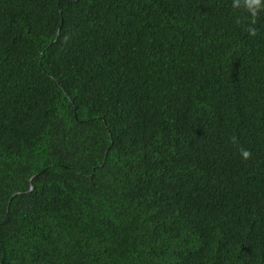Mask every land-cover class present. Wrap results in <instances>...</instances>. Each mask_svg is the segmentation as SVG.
<instances>
[{
  "label": "trees",
  "instance_id": "obj_1",
  "mask_svg": "<svg viewBox=\"0 0 264 264\" xmlns=\"http://www.w3.org/2000/svg\"><path fill=\"white\" fill-rule=\"evenodd\" d=\"M0 264H264V0H0Z\"/></svg>",
  "mask_w": 264,
  "mask_h": 264
},
{
  "label": "clouds",
  "instance_id": "obj_2",
  "mask_svg": "<svg viewBox=\"0 0 264 264\" xmlns=\"http://www.w3.org/2000/svg\"><path fill=\"white\" fill-rule=\"evenodd\" d=\"M262 6V0H248V7L253 12V15L256 14V9L260 8ZM255 33L253 32V35ZM251 153L248 151H244L242 153V156L245 159H248L250 157Z\"/></svg>",
  "mask_w": 264,
  "mask_h": 264
}]
</instances>
